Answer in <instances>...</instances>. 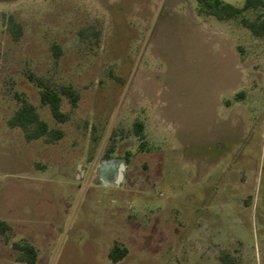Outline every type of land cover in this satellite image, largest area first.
<instances>
[{
    "label": "rangeland",
    "instance_id": "1",
    "mask_svg": "<svg viewBox=\"0 0 264 264\" xmlns=\"http://www.w3.org/2000/svg\"><path fill=\"white\" fill-rule=\"evenodd\" d=\"M31 76L76 93L66 122ZM23 100L63 138L11 128ZM0 221V264H264V34L195 0H0Z\"/></svg>",
    "mask_w": 264,
    "mask_h": 264
},
{
    "label": "trees",
    "instance_id": "2",
    "mask_svg": "<svg viewBox=\"0 0 264 264\" xmlns=\"http://www.w3.org/2000/svg\"><path fill=\"white\" fill-rule=\"evenodd\" d=\"M200 15L210 16L216 18L218 21H231L240 18L244 27L251 30L255 35L261 36L264 34V22L260 16L253 21L247 20L242 16L244 13L264 9V0H245L243 8H235L221 0H195ZM242 17V18H241ZM8 28L13 34L14 38L18 39L21 35L22 28L16 22L13 16L8 17ZM90 33L94 32L89 30ZM32 83L39 88V97L42 105L47 106L53 118L58 123L66 122L68 116L62 111V96L69 98L71 105L74 107L78 101V96L70 88H63L60 91L45 86L44 83L30 77ZM8 125L11 128H20L24 134L27 142H32L39 139H44L47 143H54L63 138L64 134L59 129H50L48 123L41 119L36 107L26 100H23L21 107L8 120ZM144 126L140 122L135 123L136 135L143 139ZM143 145V144H142ZM128 160V159H127ZM11 227L4 221H0V234L6 235ZM14 248L20 252L18 260L27 262L28 264H35L37 261V253L35 248L27 243L14 244ZM128 254L126 248H121L115 245L109 253V258L113 263H118L123 260ZM222 260H227V256L222 257ZM228 262L226 261L225 264Z\"/></svg>",
    "mask_w": 264,
    "mask_h": 264
},
{
    "label": "water",
    "instance_id": "3",
    "mask_svg": "<svg viewBox=\"0 0 264 264\" xmlns=\"http://www.w3.org/2000/svg\"><path fill=\"white\" fill-rule=\"evenodd\" d=\"M124 171H125V164L122 163V164H120L119 169H118V181H117V184H120V182L122 181L123 176H124V174H123Z\"/></svg>",
    "mask_w": 264,
    "mask_h": 264
}]
</instances>
